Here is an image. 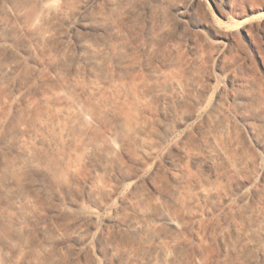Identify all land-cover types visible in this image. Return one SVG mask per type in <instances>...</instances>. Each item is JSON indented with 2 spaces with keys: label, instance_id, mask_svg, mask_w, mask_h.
I'll return each instance as SVG.
<instances>
[{
  "label": "rangeland",
  "instance_id": "1",
  "mask_svg": "<svg viewBox=\"0 0 264 264\" xmlns=\"http://www.w3.org/2000/svg\"><path fill=\"white\" fill-rule=\"evenodd\" d=\"M0 17L18 61L0 264H264V0H0Z\"/></svg>",
  "mask_w": 264,
  "mask_h": 264
},
{
  "label": "bare ground",
  "instance_id": "2",
  "mask_svg": "<svg viewBox=\"0 0 264 264\" xmlns=\"http://www.w3.org/2000/svg\"><path fill=\"white\" fill-rule=\"evenodd\" d=\"M9 3L14 6L17 9H20L23 0H8ZM64 4L67 6H71L73 0H63ZM122 3V2H120ZM131 4V3H130ZM114 5V4H113ZM128 5V4H127ZM69 8V7H68ZM80 11V10H79ZM54 10L53 8L50 9V15L47 16V18L45 19V22L43 23V32H41L42 34H40V38L44 37V33L46 32V30L50 29L51 26H53L54 24H56V22L60 19L59 15H53ZM61 14L66 15L63 13V10L60 11ZM2 16H4L5 18H7V10H5V7L3 8V12H2ZM1 18V17H0ZM8 19V18H7ZM9 20V19H8ZM102 25L104 24V22L101 23ZM41 27V25H39V28ZM78 27V26H77ZM76 28V27H75ZM80 28V26L78 27ZM9 27H8V22H1L0 23V34H5L9 31ZM77 30V29H76ZM108 41H112V36L108 37ZM97 43V42H96ZM58 44V43H57ZM82 44V43H80ZM101 44L97 43L96 46L93 45H89V46H85L84 50L86 53L87 58L90 60V63L92 65V67L94 69H98L101 68L100 63H99V55L100 53L103 52L102 48L100 47ZM56 53V52H54ZM18 65V61H17V56L16 54L12 51L11 47L9 45L6 44H2L0 45V73L2 74L3 72L8 73V71H12L15 66ZM18 67V66H17ZM26 72L28 70H25ZM27 87V86H26ZM10 138V137H9ZM23 156V160L25 162V165H21V167L18 165L17 161H14L12 164V172L14 173V176L16 177L17 180L22 179L25 175L24 170L22 169V167H27V166H31L32 165V155L30 151H26L24 154H22ZM17 165V166H15ZM24 208V207H22ZM13 220L15 217H12ZM4 229L9 233V232H14L16 231L12 225H10L9 223H4L3 224ZM80 233V232H79ZM74 234V233H73ZM81 234V233H80ZM147 235V234H146ZM150 235V234H149ZM148 235V236H149ZM153 240L151 237H147L143 239V244L147 245V247H151L153 244ZM87 246V245H85ZM153 248V247H152ZM163 248V247H162ZM154 249V248H153ZM149 257H151L149 255ZM153 257V256H152ZM142 258V257H140ZM161 259L165 260V253L162 252L161 253ZM143 260V259H141ZM166 261V260H165Z\"/></svg>",
  "mask_w": 264,
  "mask_h": 264
}]
</instances>
